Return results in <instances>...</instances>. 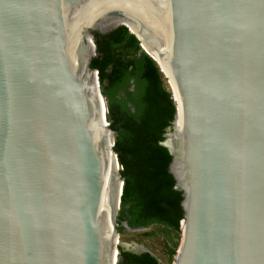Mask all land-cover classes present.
<instances>
[{
    "label": "water",
    "instance_id": "1",
    "mask_svg": "<svg viewBox=\"0 0 264 264\" xmlns=\"http://www.w3.org/2000/svg\"><path fill=\"white\" fill-rule=\"evenodd\" d=\"M94 1L0 0V264H114L124 180L109 205L108 161L120 162L91 63L92 33L121 26L176 104L162 143L183 193L172 264H264V0H134L169 23L170 51L118 9L82 22L70 48Z\"/></svg>",
    "mask_w": 264,
    "mask_h": 264
},
{
    "label": "trees",
    "instance_id": "2",
    "mask_svg": "<svg viewBox=\"0 0 264 264\" xmlns=\"http://www.w3.org/2000/svg\"><path fill=\"white\" fill-rule=\"evenodd\" d=\"M92 34L97 56L91 68L99 73L124 180L118 231H125L120 226L124 223L132 230L161 227L167 242H174L172 247L166 244L172 263L184 218L183 193L169 172L172 156L162 145L176 115L172 90L128 28ZM119 257L118 264H160L151 252L134 254L122 247Z\"/></svg>",
    "mask_w": 264,
    "mask_h": 264
},
{
    "label": "bare ground",
    "instance_id": "3",
    "mask_svg": "<svg viewBox=\"0 0 264 264\" xmlns=\"http://www.w3.org/2000/svg\"><path fill=\"white\" fill-rule=\"evenodd\" d=\"M89 7L90 8H89V10L85 16L86 18H84L82 20H81V18H79L77 21H74L72 23L73 24L72 27L75 26V28H74L75 32H74V34L69 33L70 37L68 36V38H69L68 42H69L70 48H73L74 43H76L80 39L81 28L83 26V23L86 25H89L90 23H92V21H95L98 17L105 14L106 12H108L110 10H117L118 9L122 12H130L134 16H136L139 20L144 21L152 30H154L157 33V35L164 42L165 47H166V51H170V48H171V41L170 40H171V38H170L169 30L167 27V26H169V23H167L157 13L155 14V12L151 11L150 8H148V6L144 2L142 5L141 3H138L137 1H134V0H95L92 4L89 5ZM133 32L135 33L136 31L133 30ZM70 52H72L74 62L77 63V61L74 57L73 50H71ZM171 85H172V89L174 88L173 90L175 91L177 101L180 104V100L178 98V93H177L174 85L172 84V81H171ZM90 87H91V91H92V93H91L92 99H94L95 97L101 99L98 95V89L99 88H98L95 80L92 83H90ZM101 100L104 101L103 98ZM179 124H180V120H179ZM108 125L109 124L107 121L105 135H104L103 140H105V142L108 143V145L110 146V144H112L113 135H112V133L109 132ZM112 147L113 146L111 145L110 148H112ZM120 169H121V166L119 165L117 158L113 154L110 157V160L108 161V170H107L108 173L106 175V180H107L108 187H109V205H110L111 186L113 183L115 184L118 181V175H119ZM117 183H118L117 186H118L119 194L121 195L123 183L120 180ZM111 216H112V208L110 206L109 219ZM118 243H119V240H118ZM117 254H118V252H116V256H114V258H113L114 264L118 261Z\"/></svg>",
    "mask_w": 264,
    "mask_h": 264
},
{
    "label": "rangeland",
    "instance_id": "4",
    "mask_svg": "<svg viewBox=\"0 0 264 264\" xmlns=\"http://www.w3.org/2000/svg\"><path fill=\"white\" fill-rule=\"evenodd\" d=\"M121 171L122 170L120 169L119 175L121 174ZM120 226L123 227L124 224H120ZM146 233H150V236L144 235ZM171 237H173V235ZM177 241L178 250L180 245V239ZM167 243L172 247L174 242L170 240L167 242L163 229L158 226H153L138 232H128L127 230H125L123 233L120 234L119 237V246H121L124 250L131 252L135 249H138V247H144L146 250L150 251L154 256L159 259L160 264H172L171 260L167 255Z\"/></svg>",
    "mask_w": 264,
    "mask_h": 264
},
{
    "label": "clouds",
    "instance_id": "5",
    "mask_svg": "<svg viewBox=\"0 0 264 264\" xmlns=\"http://www.w3.org/2000/svg\"><path fill=\"white\" fill-rule=\"evenodd\" d=\"M94 71V70H93ZM162 73V72H161ZM163 74V73H162ZM98 75H99V73H98ZM168 81V80H167ZM117 228H118V224H117ZM119 240V239H118ZM118 245V244H117ZM119 245H118V251H119ZM117 256H118V259L120 260V257H119V252H118V254H117ZM119 263V261H117L115 264H118Z\"/></svg>",
    "mask_w": 264,
    "mask_h": 264
},
{
    "label": "flooded vegetation",
    "instance_id": "6",
    "mask_svg": "<svg viewBox=\"0 0 264 264\" xmlns=\"http://www.w3.org/2000/svg\"><path fill=\"white\" fill-rule=\"evenodd\" d=\"M124 227V226H123ZM126 230V229H125ZM126 251V250H125ZM132 253H134L133 251H131ZM135 254V253H134Z\"/></svg>",
    "mask_w": 264,
    "mask_h": 264
},
{
    "label": "built area",
    "instance_id": "7",
    "mask_svg": "<svg viewBox=\"0 0 264 264\" xmlns=\"http://www.w3.org/2000/svg\"><path fill=\"white\" fill-rule=\"evenodd\" d=\"M121 170H122V167H121ZM118 245H119V243H118Z\"/></svg>",
    "mask_w": 264,
    "mask_h": 264
}]
</instances>
